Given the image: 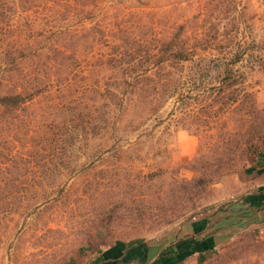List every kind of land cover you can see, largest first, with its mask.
<instances>
[{"label":"rangeland","instance_id":"374dc122","mask_svg":"<svg viewBox=\"0 0 264 264\" xmlns=\"http://www.w3.org/2000/svg\"><path fill=\"white\" fill-rule=\"evenodd\" d=\"M263 162L264 0H0V264H264Z\"/></svg>","mask_w":264,"mask_h":264},{"label":"crops","instance_id":"0c3cea01","mask_svg":"<svg viewBox=\"0 0 264 264\" xmlns=\"http://www.w3.org/2000/svg\"><path fill=\"white\" fill-rule=\"evenodd\" d=\"M262 182H264V180H262L261 183ZM245 202L251 207H264V188L249 193L245 198ZM148 254L149 249L143 247H108L101 252L94 264H150L149 261H147L148 259L150 260ZM155 258V256L152 257L153 260ZM162 259L157 257L154 264L166 262L162 261Z\"/></svg>","mask_w":264,"mask_h":264}]
</instances>
